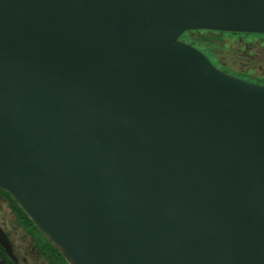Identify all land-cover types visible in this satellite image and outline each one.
<instances>
[{
    "label": "water",
    "instance_id": "1",
    "mask_svg": "<svg viewBox=\"0 0 264 264\" xmlns=\"http://www.w3.org/2000/svg\"><path fill=\"white\" fill-rule=\"evenodd\" d=\"M191 30L264 0H0V189L69 264H264V85Z\"/></svg>",
    "mask_w": 264,
    "mask_h": 264
},
{
    "label": "flooded vegetation",
    "instance_id": "2",
    "mask_svg": "<svg viewBox=\"0 0 264 264\" xmlns=\"http://www.w3.org/2000/svg\"><path fill=\"white\" fill-rule=\"evenodd\" d=\"M0 229L9 246L8 254L0 245V260L5 264H69L3 189H0Z\"/></svg>",
    "mask_w": 264,
    "mask_h": 264
},
{
    "label": "rangeland",
    "instance_id": "3",
    "mask_svg": "<svg viewBox=\"0 0 264 264\" xmlns=\"http://www.w3.org/2000/svg\"><path fill=\"white\" fill-rule=\"evenodd\" d=\"M191 31H184L182 34L198 36L214 33V37L206 42V49L192 40L190 42L189 39L184 40L182 34L179 36L181 40L199 49L214 66L232 75L264 85V34L237 35L233 32L211 30ZM218 32L221 33L217 34Z\"/></svg>",
    "mask_w": 264,
    "mask_h": 264
},
{
    "label": "trees",
    "instance_id": "4",
    "mask_svg": "<svg viewBox=\"0 0 264 264\" xmlns=\"http://www.w3.org/2000/svg\"><path fill=\"white\" fill-rule=\"evenodd\" d=\"M192 32V31H191ZM213 33V32H212ZM219 33H221V32H218L217 34H219ZM231 33V32H230ZM237 35H242V34H244V33H236ZM252 33H247V34H244V35H251ZM253 34H256V33H253ZM193 36H195V37H193ZM211 37H214V33H213V35L211 34V35H204V34H199L198 36L197 35H191V36H186V35H184V34H182V38L184 39V40H188L189 42L192 40V42L193 43H196V44H198L201 48H203V49H206L207 48V46H206V42H209V40L211 39ZM216 37H218L217 35H216ZM181 39V38H180Z\"/></svg>",
    "mask_w": 264,
    "mask_h": 264
}]
</instances>
